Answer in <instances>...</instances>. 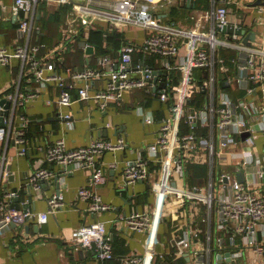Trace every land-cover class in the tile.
<instances>
[{"label":"built area","instance_id":"2783aa9c","mask_svg":"<svg viewBox=\"0 0 264 264\" xmlns=\"http://www.w3.org/2000/svg\"><path fill=\"white\" fill-rule=\"evenodd\" d=\"M57 1L72 5L65 29V37L72 44L79 41V35L85 36L83 30L88 31L87 35L93 28L106 30L99 21L111 26L108 31L140 27L148 36L142 44L125 40L117 54L98 57L87 52L95 47L87 36V66L73 69L62 65L72 79L67 83L56 71V51L40 54L45 45L31 44L42 0H14L13 13L20 24L19 38L24 42L13 49L0 45V67H10L14 59H19L22 72L31 74L41 88H59L60 106L89 101L106 109L110 102L120 101L136 89L170 104L146 153L130 160L124 169L127 186L138 182L151 184L158 202L150 211L134 209L120 214L116 220L117 225L124 223L132 232L152 237L144 254L126 255L120 264H158V258H165V253L156 249V214L172 215L178 232L176 243L182 253L189 255L188 264H262L264 152L258 153L256 149L258 137L264 134V48L255 43L257 38L250 46L239 33L223 31L232 25L228 14L232 0H212V6L203 11L204 17L192 18L196 24L191 27L164 21L158 15L164 7L162 0H115L107 3L108 9L102 8V0L74 4L71 0ZM228 47L239 53L233 61L235 74L222 55V49ZM138 54L142 56L136 58ZM226 84L244 95L236 97ZM39 96V91H19L0 99V103L6 100L0 104V118H4L0 140L13 131L11 114ZM8 103L10 114L6 116ZM137 111L145 125L156 123L151 108L139 105ZM63 118L66 126L72 128V115ZM23 120L14 135L19 156L30 152L25 115ZM125 147L123 139L114 143L96 139L76 149L59 138L46 150V160L61 165L65 174L78 168L89 171L91 186L81 187L78 196L89 202L90 212L98 214L114 210L94 189L109 181L98 159L106 152ZM4 159L0 155V185L12 174L11 169L3 168ZM190 164L206 165L205 184H190L185 177ZM240 174L243 181L239 180ZM53 176L52 170L42 167L29 177V182L35 190H41ZM17 196L8 191L0 198V234L11 224L25 226L32 220L43 226L51 215L65 207L60 191L47 199L48 208L43 212L35 211L29 203L23 208L12 207L11 200ZM71 235L79 247L95 253L98 259H116L113 237L104 221L84 224Z\"/></svg>","mask_w":264,"mask_h":264},{"label":"crops","instance_id":"0c3cea01","mask_svg":"<svg viewBox=\"0 0 264 264\" xmlns=\"http://www.w3.org/2000/svg\"><path fill=\"white\" fill-rule=\"evenodd\" d=\"M71 1L74 4L85 3L87 0ZM114 1L102 0V8L108 9L107 3ZM174 1L162 0L164 7L160 9L158 15L166 22L185 27L194 26L196 22L192 18L204 17L203 11L212 6V0H209L207 6L203 4L201 9L196 8V0H194V7L192 3L189 7L187 0H180V3L176 5L173 4ZM14 4V0H0V45L10 49L24 42V39L19 38L20 24L13 13ZM185 4L187 8H184ZM65 5L69 4H63L57 0H42L35 18L31 44L45 45L41 47L40 54L55 50L56 61H60L57 57L61 56L59 52H62L68 67L81 69L87 66L86 54H84L86 52L81 43L85 42L84 38L88 36V31L83 30L85 36L79 35V41L72 44L65 37V29L72 9L69 12H61V20L50 19L60 7ZM172 8H178V10L175 12ZM172 10V15H178L172 16ZM228 14L232 25L242 26L245 29V33L240 34L243 36L244 43L248 33L257 32V41L249 40L250 43H245L246 45L251 46L255 42L259 47L264 48V0H232L228 6ZM179 19L186 20V23L182 24ZM259 20L263 23H258ZM102 22L105 21H99L103 28L111 29V26L108 24L104 26ZM122 32L125 40H131L137 44H142L148 36L147 32L140 27H130ZM95 50L96 48L92 55L95 54ZM238 54L234 48L222 49V55L234 74L236 68L233 61L237 59ZM140 56L142 54L136 55V58ZM56 71L66 78L67 83L72 82L60 63L57 64ZM41 86L31 74L22 72L19 59H14L10 67H0V99H4L9 93L19 91L40 92L38 99L19 107L14 115L11 114L13 131L9 136L7 134L4 140H0V155L5 157L3 168L12 171L10 177L1 181L0 198H4L8 191L16 192L18 196L15 198H19L20 208L29 203L35 211L43 212L48 208L47 199L60 191L65 199V207L57 214L51 215L49 222L43 226H39L35 220L29 221L25 226L11 224L4 234H0V264H120L121 259L126 255L144 254L152 237L146 233L132 232L124 223L117 225L116 220L121 217L120 214H128L134 209L150 211L152 206L158 202V197L149 183L138 182L133 186H127L124 180V169L130 160L137 159L146 153V148L154 141L160 126L159 122L167 115L170 104H163L150 93L136 89L126 94L120 101L113 100L106 109L101 108L98 102L89 101H79L71 106H60L57 103L60 96L59 88L53 85H48L46 88H41ZM224 86L229 87V91L238 98L244 95V92H237L227 84ZM260 92L263 94L262 88ZM139 105L153 110L157 117L156 123L144 124L143 118L137 111ZM66 114H71L73 117L72 128L65 124L63 115ZM24 115L28 119L26 128H28L27 138L30 152L19 156L14 135L24 122ZM2 128L3 126L0 127ZM59 138H64L69 148L76 149L88 146L96 139L111 143L120 139L125 141L124 149L106 152L98 159L104 165L109 181L94 189L105 202L114 207V210L93 214L89 210V202L78 196L81 187L91 186L88 170L78 168L65 174L61 165L51 164L46 160V150ZM256 150L258 153L264 152V134L258 137ZM190 165L185 173L190 184L192 180H196L193 186L205 184L206 174L199 177L194 174L196 179L192 178ZM196 165L199 169L206 166ZM42 167L52 170L54 176L47 182L45 181L41 190H35L29 182V177ZM179 176L181 177L182 174ZM27 185L32 187V200H29V193L26 192ZM15 198L11 200V206L14 208H16ZM156 219L159 220L156 230L158 233L156 249L165 253V258H158L157 263L188 264L189 255L182 253L176 243L175 233L178 234V232L172 215L160 217L156 214ZM98 220L106 223L108 233L111 234L113 240L116 237L122 240V243H118L120 247L117 249L126 253L113 261L98 259L95 253L79 247L73 241L71 234L75 229ZM262 236L261 234L260 238ZM117 249L114 247V252H117Z\"/></svg>","mask_w":264,"mask_h":264},{"label":"trees","instance_id":"16d2710c","mask_svg":"<svg viewBox=\"0 0 264 264\" xmlns=\"http://www.w3.org/2000/svg\"><path fill=\"white\" fill-rule=\"evenodd\" d=\"M208 2H209V0H196V8L201 9V6L203 4H205V6H207ZM184 8H187L186 4H185ZM71 9H72V5H70V4L62 6L56 12V14H54L50 19L54 20V21L61 20L60 19L61 12H67V11L69 12ZM173 10L176 12L178 10V8H174ZM173 10L171 11V15L173 14ZM175 15H178V14H175ZM175 15H172V16H175ZM176 18L177 17H175V19ZM125 39L126 38H125L124 33L120 30L112 29L111 31H108V30H102L100 28H93L92 30L89 31L87 40L92 45L93 44L95 45V48H96L95 54L98 57V56H102V55L117 54L119 48L121 47V45L123 44ZM59 53L61 54V56L57 57V59L60 60V61H58V63H60L61 65L65 66V67H68L65 63L66 62L65 55H63L62 52H59ZM190 170L192 171L191 176L194 179H196L194 174H196V176L199 177V176H205V174L207 173V167L206 166L201 167V169H199L198 165H196V164L190 165ZM195 183H196V180L191 181L192 185ZM118 243L119 244L122 243V240H120L118 237L114 238L113 244H114V247L116 249L120 247L118 245ZM125 253L126 252L117 249L116 259H117V257H119ZM118 259L120 260V258H118Z\"/></svg>","mask_w":264,"mask_h":264},{"label":"water","instance_id":"95a60500","mask_svg":"<svg viewBox=\"0 0 264 264\" xmlns=\"http://www.w3.org/2000/svg\"><path fill=\"white\" fill-rule=\"evenodd\" d=\"M187 2H188V6H189V7L191 6V3H192V7H194V0H187ZM244 30H245V29H243V27H237V28H235L234 25H228V26L224 27V29H223L224 32H229V33H239V34H241V33H245ZM256 38H257V32H256V31H255V32H250V33H248V35H247L246 38H245V43H247V44L250 43L249 40H251V41H256ZM84 45H85V42H82V43H81V46H84ZM94 49H95V47L90 48L87 52H88L89 54H92V53L94 52ZM4 102H6V100H3L0 104H3ZM9 106H10V105H9V103H8V104L6 105L7 110H5V113H4V115H6V116H8V115L10 114V110H8ZM3 121H4V118L1 117V118H0V127L4 126ZM56 179H58V178H56ZM239 180H240V181H243V180H244V176H242V174L239 175ZM31 191H32V187H31V185H27V190H26V192L29 193V200H32V194H31ZM15 201H16V203L14 204V206H15L16 208H20V201H19V198H15ZM14 225H16V224H14ZM228 255H230V254H228Z\"/></svg>","mask_w":264,"mask_h":264},{"label":"rangeland","instance_id":"374dc122","mask_svg":"<svg viewBox=\"0 0 264 264\" xmlns=\"http://www.w3.org/2000/svg\"><path fill=\"white\" fill-rule=\"evenodd\" d=\"M178 3H180V0H175L174 2H173V4H178ZM179 21L183 24V23H186V20H180L179 19ZM101 24H103L104 26H106L107 25V23H105V22H102ZM136 30V29H135ZM134 36H136V35H134ZM262 264H264V261L262 262Z\"/></svg>","mask_w":264,"mask_h":264}]
</instances>
